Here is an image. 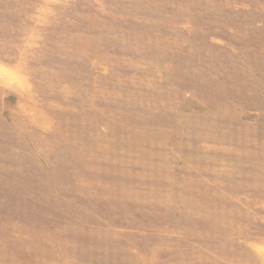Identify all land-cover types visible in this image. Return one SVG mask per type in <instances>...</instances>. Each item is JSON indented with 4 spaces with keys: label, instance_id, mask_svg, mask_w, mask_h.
<instances>
[{
    "label": "rangeland",
    "instance_id": "1",
    "mask_svg": "<svg viewBox=\"0 0 264 264\" xmlns=\"http://www.w3.org/2000/svg\"><path fill=\"white\" fill-rule=\"evenodd\" d=\"M0 264H264V0H0Z\"/></svg>",
    "mask_w": 264,
    "mask_h": 264
}]
</instances>
